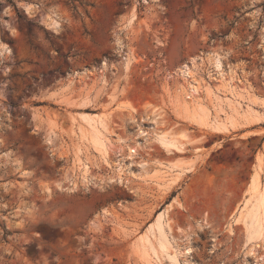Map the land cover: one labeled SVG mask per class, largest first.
Returning <instances> with one entry per match:
<instances>
[{"label":"rangeland","instance_id":"1","mask_svg":"<svg viewBox=\"0 0 264 264\" xmlns=\"http://www.w3.org/2000/svg\"><path fill=\"white\" fill-rule=\"evenodd\" d=\"M2 46L0 264H264V230L247 243L232 223L264 188V122L180 125L200 92L222 113H264V0H0ZM99 129L118 147L95 150ZM192 159L193 179L167 189ZM163 210L159 252L154 229L139 236Z\"/></svg>","mask_w":264,"mask_h":264},{"label":"bare ground","instance_id":"2","mask_svg":"<svg viewBox=\"0 0 264 264\" xmlns=\"http://www.w3.org/2000/svg\"><path fill=\"white\" fill-rule=\"evenodd\" d=\"M48 20H49V24L51 25V26H54V25H56L57 24V21H56V19L55 18H53V17H51V16H49L48 17ZM1 50H4V51H7V49H6V47H4V46H2L1 48H0ZM210 60V64H211V66H212V70L215 72V74H218V75H220V76H222L223 75V73H222V65H221V60H220V57L218 56V55H214V56H212V58H210L209 59ZM182 74L184 75V76H187L188 74H189V72L187 71V70H184V71H182ZM96 117H97V115H96ZM193 117V116H192ZM191 117V118H192ZM256 117V116H255ZM93 117H91V120H93L92 119ZM88 119H90V117L88 118ZM87 118H84V120H86L87 122H89V120H88ZM95 119V118H94ZM97 119H98V117H97ZM256 119V118H255ZM96 120V119H95ZM85 121V122H86ZM101 121V120H100ZM94 121H92V122H90L89 124H91V123H93ZM101 123V122H100ZM202 123V122H201ZM95 124V123H94ZM204 125V124H203ZM230 126V125H229ZM94 128H98V127H95L94 126ZM216 128V127H215ZM221 129V128H220ZM223 129V128H222ZM228 128H226L225 130H227ZM218 130V129H217ZM224 130V129H223ZM222 130V131H223ZM95 131V130H94ZM99 131V132H98ZM98 131H95V133H93V134H95L94 136H92L93 137V147H95L96 149L95 150H98V151H100V152H106L105 151V145H104V140L102 139V134L100 133V129L98 130ZM96 132H97V134H96ZM169 133V132H168ZM168 133L167 132H159V133H155L154 134V141L155 142H157L158 144H159V146L162 148V149H164V150H174V151H180V149H181V147H182V145H180V144H178L177 143V141L174 139V138H172V137H170V136H168ZM104 134V133H103ZM138 135L139 136H143V135H146V133L141 129V128H139L138 129ZM104 137V136H103ZM138 146V145H137ZM136 146V147H137ZM136 147H133V146H129L128 147V158H132L133 156H135L136 154H137V148ZM138 167H139V169H140V172H142V173H144L145 174V171H146V163H139L138 164ZM119 169V168H118ZM121 169H122V167H121ZM123 170V169H122ZM129 174V173H128ZM130 174H132V172H130ZM127 174H124V173H121V170H120V174L118 175V178L116 179V182H124L125 180H127V176H126ZM134 174H132V176H133ZM143 175V174H142ZM148 175V174H147ZM123 176H124V178H123ZM254 177H252V179H251V185H253L254 184V179H255V176L256 175H253ZM135 177V176H134ZM129 179V178H128ZM256 179H257V177H256ZM83 182H87V180L85 179V178H83ZM256 182H257V180H256ZM256 184V183H255ZM254 184V185H255ZM251 186V189H252V187L253 188H255L256 189V187H257V185H256V187L255 186ZM249 186H250V184H249ZM255 189H252V191L253 192H255L256 193V190ZM264 189V188H263ZM262 189V191L259 193L258 192V190H257V193H259V194H257V197L255 198V200L254 199H252V200H254V202L252 203V205L251 206H249L248 208H246V206L245 207H242V210H240V212L239 213H237V215L235 216L236 218L233 220V224L235 223H238V222H240V221H242V223L244 224V226H245V234H246V242L248 243V242H255L256 240H258L259 238H260V236H261V232H263V230H264V190ZM249 191H250V189H249ZM251 192V191H250ZM252 192V194L254 195L255 193H253ZM251 198H252V195H251ZM251 198H249L250 199V201H251ZM249 201V200H248ZM247 201V202H248ZM247 204V203H246ZM171 205H172V202H170L167 206L168 207H171ZM164 223H165V210H163V211H161V212H159L156 216H155V218H154V220H153V223L152 224H150L149 226H148V228H147V231H144V233H142L140 236H139V239L140 240H145L146 238H147V236H148V233H151V231L152 232H156L157 234H158V238H157V240H156V242H157V244L155 245V247L156 246H158V245H160L159 244V235L160 236H162L163 235V232H165V231H163V228L165 227L164 226ZM233 224H230L229 225V230L231 229V227H232V225ZM167 227V226H166ZM166 230V229H165ZM165 234V233H164ZM167 234V233H166ZM152 236L154 235V234H151ZM156 235V234H155ZM263 235V234H262ZM164 236V235H163ZM164 237H166V236H164ZM163 237V238H164ZM138 239V240H139ZM156 239V238H155ZM140 240H139V242H140ZM255 240V241H254ZM166 241V240H165ZM147 242V241H146ZM162 241H160V243H161ZM150 243H148V246H150L149 245ZM246 244V243H245ZM249 244H251V243H249ZM147 245V244H146ZM255 245V244H254ZM254 245H251L252 247H249V249H248V253L251 255L252 254V252H253V246ZM140 246V245H139ZM147 246V247H148ZM146 247V248H147ZM255 248L257 247V245L256 246H254ZM149 248H151V246L149 247ZM149 248H147L148 249V251H150L149 250ZM160 248V249H159ZM164 248H166V247H164L163 245H160L159 247H158V249H159V252L161 251V249L162 250H164ZM157 249V247H156V249L155 250H158ZM154 250V248H153V250L152 251H155ZM255 250V249H254ZM146 251V250H145ZM156 252V251H155ZM158 252V253H159ZM161 252H163V251H161ZM191 249L189 248V247H186L185 248V251H183V255L186 257V256H188L189 254H191ZM146 254V253H145ZM148 255V254H147ZM173 258V259H172ZM171 259L172 260H175V258L174 257H172ZM256 264H257V262H256Z\"/></svg>","mask_w":264,"mask_h":264},{"label":"crops","instance_id":"3","mask_svg":"<svg viewBox=\"0 0 264 264\" xmlns=\"http://www.w3.org/2000/svg\"><path fill=\"white\" fill-rule=\"evenodd\" d=\"M200 93L202 94V96H200V94H198L197 102L195 103V105L190 110H188L187 112H184L183 116H181V118H180L182 121V123L180 124L181 126H185V127L189 126V127L193 128L194 130H197L198 128H201L203 126L204 127L205 126H211V128H213V129L216 127V128H218V130H215L214 132L216 134H219V135H224L225 133L230 132L231 130L238 129V127H240V126L250 127V126L259 125L262 122H264V113H262L261 111H257L255 108H253V112H249V113L245 114V116H243V117L233 115V114L231 115L226 110H225V113H222L221 111H218V108L215 107L214 103L211 104L206 99L204 92H200ZM259 108H261V107H259ZM254 112H257V113H254ZM222 128L223 129L228 128L227 132L225 130H223ZM194 130H191V131H194ZM101 134H102V139L104 140V145H105L106 150L108 149L109 151H111V148L109 147V145H111L113 148L118 147V145L115 144V139L112 136L108 137L109 134L106 131L101 130ZM107 140H109L108 143H107ZM112 141L114 143H112ZM177 143L184 146L182 144V142L177 141ZM180 152L173 150L172 154H170V155L175 156V155L179 154ZM184 153H186V152H184ZM191 161L192 162L188 163L185 168H183L181 170H176V169L173 170V172L171 174V178L167 181L166 186L170 185L167 189L172 188V183L175 182V184H176V183L180 182L181 180H183L185 177L188 178V176L192 174V172L195 169V167L197 166V164H195L194 159H192ZM196 163H197V161H196ZM188 179L190 181L193 179V177L190 176V178H188ZM189 185H190V183H189ZM186 186H188V183H185V186L181 187L180 190L176 194V197H178V198L180 197L183 200V203L186 202L188 199V191H187ZM172 200H173L172 204H174V202H175L174 197L172 198Z\"/></svg>","mask_w":264,"mask_h":264}]
</instances>
